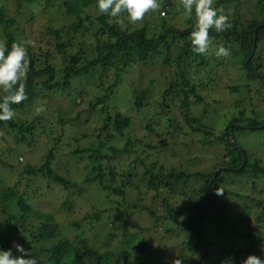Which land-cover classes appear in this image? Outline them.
Here are the masks:
<instances>
[{
	"label": "trees",
	"instance_id": "trees-1",
	"mask_svg": "<svg viewBox=\"0 0 264 264\" xmlns=\"http://www.w3.org/2000/svg\"><path fill=\"white\" fill-rule=\"evenodd\" d=\"M38 1L15 0L16 12L13 16H9L6 13V2L0 0V36L4 37L9 50L12 43L19 40L16 33L24 34V30H27L38 17L34 12L25 10L29 5ZM53 1L47 0V3L51 4ZM62 6L65 14L72 19V23L68 28L66 26L61 29L49 28L57 42H55L56 56L48 52L37 55L28 47L30 70L26 81L27 99L11 106L16 113L12 120L0 121V130L14 136V140L19 144L17 150L0 151L1 157L9 159L8 162L0 161V209L2 213L0 249L11 248L10 243L13 236L20 235L23 244L31 250L38 264H116L121 260L130 261L132 264H172L166 260V250L153 246L147 239L140 240L135 252H131V247L136 241L133 235L126 241V248L123 247L118 252H101L90 246L87 236L90 232L85 231L86 227L83 222L90 219L101 221L102 212L86 216L83 213L77 214L76 200L83 198L81 196L85 194V189L66 179L58 170L56 165L59 139L55 140L56 145L53 149L44 153L40 158L42 162L38 160L40 164H34L33 159L28 158L27 152L21 151L36 149L34 135H37V130L42 126L47 129L45 125L48 122L47 118L40 116L30 121L17 120L22 114L36 113L38 111L35 106L36 102L41 99L47 98L50 103L53 98H73L78 92L73 87L74 82L95 76L98 70H100L98 76L101 79L108 72L115 71L116 80L107 89L113 95L114 88L120 87L119 84L126 76L124 74L130 68L133 69L143 64L142 69H151L150 62L157 55L162 54L163 56L165 49L163 65L171 67L176 75L170 78L168 86L161 95L163 102L160 103L164 104L168 110L177 111L175 112L177 115L175 121L173 118L166 120L168 133L162 134L166 138L162 140L160 146L148 142L145 148L141 145L140 139L126 136V131L131 127V119L124 116L121 111L113 115L110 112L112 108L108 105L107 96L99 100L98 104H102L101 107L90 103L94 110L98 111L100 107L102 113L106 112V117L103 119L104 125L98 138L101 141L103 134L106 133L107 141L124 142L122 149L114 144L109 150L117 154L124 152L133 157L134 162L129 164L127 170V173L131 174L134 173L136 164H146L145 159L148 161L155 156L163 157L164 151L171 159L177 160L174 155L176 152L171 151L172 142L177 136L182 141L186 137H193L192 144L202 148L197 152L196 159L205 171L188 173L171 168L165 177L173 179L177 185H188L190 179H199L203 183L196 192L202 196V200L194 203L189 199L182 204L177 216V214L174 215L172 203L164 198L162 201L163 214L156 217L159 226L157 229H162L167 222H172L174 225L176 222L177 228H168L166 233L177 236L187 235V239L183 240L181 246H178L186 248L187 252L181 250L178 255L174 253L175 259H183V264H208V262L209 264H235L230 261L233 256L239 259L244 257L239 252H233L238 243L236 241L235 244V237L249 241L257 240L259 237L251 233L255 232L253 229H256L255 223H252L251 205L246 206L244 202V206H235V201L231 199L234 196L245 200L246 196L234 191L225 192L221 187L227 186L229 181L227 176L247 180V178L260 179V176L264 174L258 159L239 144L237 137L240 134L264 131V113L255 106L252 107L254 104L253 91L256 95L264 92V0H214V7L223 6L227 14L230 13L228 10L233 9V13L229 15L232 25L230 29L219 33L215 29L210 30L212 38L210 48H214L212 61L208 56L209 50L206 54L192 51L191 32L196 24L194 12L191 17L182 18L179 17L178 12L165 7L151 14L152 17L146 20L143 27L134 29L127 22V13H122L117 18L106 14L99 16L86 14L90 8L98 7V0H62ZM241 6H249L251 9L252 17L248 21H242L240 17ZM84 14L86 15L83 16ZM118 20L122 23H118ZM20 23L26 25L24 29ZM221 45L232 49L234 57L232 64L239 69V79H244L246 82L230 86L228 89L232 95H237V98L234 111H229L224 115L223 125L225 124V127L222 128L224 131H218L214 126L204 123L202 118L194 116V111L205 103V98L200 95V85L193 84L190 79V76L193 78L197 76V73L193 71L195 67L203 68L208 72L207 68L210 64L218 61L215 53ZM174 51L176 56L172 55ZM151 83L155 85L156 80H151ZM3 95V90L0 89V99ZM148 95L149 90L139 92L133 99L132 108L139 112L146 108L145 102ZM245 102H249L251 107H245ZM208 115L210 112L204 110L203 117ZM155 120L159 123L156 118ZM63 123L65 121H62ZM184 124L188 126V131ZM145 129L151 133L156 132L152 122H149ZM44 132L40 130V135ZM26 145L27 148H24ZM102 149H106L103 140L98 149L90 150L92 154L89 159L95 167L93 175L84 182V187L89 189V187L97 186L106 195L108 204L124 205L127 190H132V182L127 181L123 175H118L111 168L109 173L106 172V162L112 164L115 158L103 155ZM201 151H206L205 155H202ZM80 152L81 150H78L74 154L77 155ZM164 168L163 165L158 167L157 162L146 167L147 175L150 176L149 186L157 191H160L158 187L165 178L161 172ZM1 169L4 171L9 169L19 178L26 180L27 189L20 192L17 189L19 182L15 186L7 185L3 174L9 175V173L3 172L2 174ZM51 184L60 185L68 192L69 196L66 201L60 202L56 199L58 197L56 193H54L56 197L52 193H46L50 190ZM166 187L173 190L174 184H166ZM217 189H221L223 194L217 195ZM74 192H77L76 196ZM70 193L74 198L72 200ZM181 193L186 196L184 190ZM224 195H230L229 202L222 199ZM41 197L48 198L46 201L49 203L50 199L56 200L55 204L60 211L65 213V218L75 219L70 228L72 233H77L75 240H71L68 236L69 230L64 233L65 225L56 224L55 221H50V218L49 222H45L41 216L33 213L31 201ZM256 203L262 205L259 202ZM129 207L139 213L142 212L140 206ZM122 211H124L123 230L126 239L129 223L136 214L128 209ZM150 211L149 214L155 217L153 210ZM246 220L248 221L247 227ZM256 221L259 220L256 219ZM257 235L260 236V234ZM178 247L175 248L178 249ZM222 247L225 249L222 250ZM167 250L175 249L171 246ZM196 252H199V258L193 257V253ZM261 258L264 259V256Z\"/></svg>",
	"mask_w": 264,
	"mask_h": 264
},
{
	"label": "rangeland",
	"instance_id": "rangeland-1",
	"mask_svg": "<svg viewBox=\"0 0 264 264\" xmlns=\"http://www.w3.org/2000/svg\"><path fill=\"white\" fill-rule=\"evenodd\" d=\"M3 1L6 2V13L9 16H13L16 12L15 0ZM158 3L160 4V8L147 13L142 21L133 24L127 17V22H129L134 29L141 28L144 26L146 20H149L152 17L150 16L151 14L159 12L165 7L178 12L179 17L184 18L186 16L184 10L181 9L183 8L181 0H158ZM25 10L34 12L38 17L29 25L27 30H24V34L17 32L16 37L19 38V40L29 37V39L34 42L32 46H29L34 54L42 55L48 52L53 54V56H56L55 46L57 42L51 35L49 28L55 27L61 29L64 26L68 28L72 23V19L65 14L62 0H54L51 4H48L47 0H39L38 2L29 5ZM228 12L233 13V9L228 10ZM230 13L229 15H231ZM86 14L99 16L102 13L99 12L98 7H92ZM240 17L242 21H248L252 17V12L249 6H241ZM20 25L23 29L26 26L23 23H20ZM3 38V36H0V40L4 41ZM213 50L214 48H209L208 56L211 61L214 52ZM165 55L166 50L164 49L163 56L162 54L160 56H155L150 62V65L152 66L151 69H142L141 67L144 66L143 64H141L142 66L133 69L130 68L128 72L124 74V76H126L119 84L120 87L114 88L113 95L110 94L107 89H109L116 80L115 71L108 72L105 74V77L101 79L98 76V72L100 71L98 70L95 72V76L86 77L85 79L74 82L73 87L77 89L78 92L73 98H53L50 103L47 98L41 99L36 102L35 106L38 109L36 113L22 114L17 118V120L25 121H30L33 118L40 116H45L44 118H47L48 122L45 123L47 129H44V126H42L37 130V135H34L36 149L32 151L30 149V151L24 149L21 151L27 152L28 158L33 159L32 162H35L34 164H40L42 162L40 158L44 153L46 154L53 149L54 145H56L55 140L59 139V143L57 144L58 163L56 165L58 170L66 179L85 189V194L81 196L83 198H78V200H76L78 205L77 214L83 213L86 216L87 214L96 215L98 212H102L101 221L86 219L87 221L84 220L83 222L84 227H86L85 231L90 232V234L87 235L90 246L101 252L121 251L123 247L126 248V241L131 235L136 239L131 247V252H135L137 243L142 239H147L149 243L155 247L158 246L162 249L164 248V250H166V260L169 262H172L181 250L187 252L186 248L178 247L181 246L183 240L187 239L186 234L177 236L166 233L168 228H177V226H175L177 223L174 222V225L172 222H164L165 226L162 227V229H157L159 226L157 225L156 217L163 214L162 201L164 198L172 203L171 206L173 212H175L174 215L177 214V216L181 210L182 204L186 203L189 199L194 203L195 201L202 200V196L196 192L203 183L199 179H190L188 185H177L173 179L168 178V176L165 177L166 174L171 171V168H176L177 170H182L188 173L205 171L200 167V164H198L196 159L197 152L202 148H199V145L192 144L191 139L193 140V137H186L182 141L178 138L179 136H177L172 142L171 145L173 148H171V151L172 153L176 152L174 155L177 157V160L171 159V157L164 151L163 157L155 156L148 161L145 159L147 161H145L146 164H136L134 173L130 174L127 173V170L129 164L134 162L133 157L124 152L117 154L109 150L111 145L113 146L114 144L117 148L122 149L124 142L120 141V143H115V140L109 142L107 141V134L104 133L102 140L104 141V145H106V149H102V154L110 155L115 158V161L112 162V164L106 162V172L109 173L111 168L115 170L118 175H123L127 181L132 182V190H127L126 203H124V205H111L108 204L106 195L99 189V187L95 186L93 188L92 186L89 187V189L84 187V182H86L88 177L93 175V168L95 167L89 159V156L92 154L90 150L98 149L102 144V140L100 141L98 135L103 128V119L106 117V112L102 113L100 111V107L102 106V104H98L100 99H104V97L106 98L107 96L108 105L112 108L110 112L113 115L115 112L121 111L124 116H128L131 119V127L126 131V136L140 139L141 145H144L145 148L147 147L146 143L148 142L160 146L162 140L166 138V136H162V134L165 135V133H168L166 120L168 118H173V121H175L177 111H175V113L170 109L168 110L164 104L160 103L163 102L161 95L168 86L170 78H173V75H176L171 67L163 65ZM172 55L176 56V52L174 51ZM233 59V51L230 49V55L227 57H218V61H213L207 68L208 72L203 68L199 69L195 67L193 71L197 73V76L195 78L190 76L193 84L200 85V95L205 98V103L196 108L194 116L202 118L204 123L214 126L218 131H221L222 128L225 127V124L223 125L225 113H228L229 111L231 112L232 110L234 111L235 109L234 105L237 95H232L228 90L229 87L246 83L244 79H239V69H236L232 64ZM151 80H156V84L153 85ZM142 90H149V95L145 102L146 108L139 112L132 108V105L134 103L133 99ZM252 99L254 101V104H251L252 107L255 106L264 113V92L256 95L255 91H253ZM91 102L100 106L98 111H96L97 109L94 110L92 108L90 105ZM244 106L247 108L251 107L249 102H245ZM204 110H208L210 115L203 117ZM155 118L159 123L156 122ZM62 121H65V123L62 124ZM149 122L153 123L156 130L155 133H151L145 129ZM184 126L188 131V126L186 124H184ZM40 130L45 131L44 134L40 135ZM222 131H224V129ZM237 137L239 144L250 151L254 158L258 159L261 164L260 168L264 170V131L254 132L252 134H240ZM18 148L19 144L14 140V136L0 130V151H10V149L17 150ZM24 148H27V145L24 146ZM78 150H81V152L75 155L74 153ZM21 151L20 153H22ZM202 152V155H205L206 151H201L200 153ZM1 160L9 161L8 158L0 156V161ZM11 162L13 161L11 160ZM156 162L158 167L159 165L165 167L164 170L161 171L165 178L158 187L160 191L149 186L148 180L150 179V176L147 175L146 172V167H150L152 163L156 164ZM7 170L8 171H4L1 169L2 174L3 172L9 173V175L3 174L5 177V183L7 185L15 186L16 183L19 182L20 185L17 189H19L20 192H24L27 189V181L19 178L18 175L16 176V173L13 174L9 169ZM227 177L229 180L227 186L221 187V189L225 192L234 191L236 193H243L246 196L247 199L245 200L234 196L231 199L235 201V206H242L244 202H246V206L251 205L253 216L252 223H255L256 225V229H253L255 232L251 233L259 237L257 240L250 241L235 237V244L236 241H238V243L233 252H239L244 257L239 259L236 256H233L230 261L231 263L241 264L243 258L246 259L250 254H255L260 257L264 256V252L261 251V246L264 245V174L260 176V179L247 178L246 180V178ZM166 184H174V189H167ZM95 188H97V190ZM183 190L186 196L182 195L181 192ZM46 193H52L54 197H56L54 193L58 194L56 199L60 202L66 201L69 196L67 195L68 192L64 190L62 186H58L57 184H51L50 190H47ZM74 194L76 196L77 192H74ZM70 197L71 200L74 199L71 193ZM46 199L48 198L41 197L35 201H31L33 213H37L36 216H41L45 222H49L50 218V221H55L56 224L61 223L65 225L63 227L64 233L66 230H69L68 236L71 240H75L77 233H72V230H70L72 227L71 223L74 222L75 219L72 217L65 218V213L60 211L56 206V200L49 198V203ZM222 199L229 202L230 195H224L222 196ZM256 202H259L262 205H258ZM127 204L129 206H140L142 212H137V210L132 209L127 206ZM125 209H128V211L131 210L136 214L135 217H132L129 223V232L126 239L124 238L123 230L125 222L123 217L124 211H122ZM150 210H153L155 217H152L149 214L151 213ZM1 215L2 213L0 209V219H2ZM256 219L259 220L260 223H258L259 221L257 222ZM160 222H162V220ZM245 225L246 227L248 226L247 220ZM258 225H260V227ZM257 234H260V236ZM13 242L19 243L27 249V246L23 244L20 235L13 236L10 243L11 248ZM171 246L175 250H167ZM175 247H178V249ZM222 248V250L225 249L224 247ZM13 252L14 255H19L14 248ZM174 253H176V255ZM193 257L199 258V252L193 253ZM116 264L132 263L130 261L121 260Z\"/></svg>",
	"mask_w": 264,
	"mask_h": 264
},
{
	"label": "clouds",
	"instance_id": "clouds-1",
	"mask_svg": "<svg viewBox=\"0 0 264 264\" xmlns=\"http://www.w3.org/2000/svg\"><path fill=\"white\" fill-rule=\"evenodd\" d=\"M181 4L186 16L191 17L194 12L196 17V24L191 32L192 51L206 54L212 44L210 30L215 29L219 33L230 29V16L223 6L214 7V0H181ZM159 8L158 0H98L100 13L113 18L127 13L133 24L142 21L147 13ZM117 22L122 23L119 20ZM33 43L30 39L22 38L13 42L9 50L6 41L0 40V89L4 93L0 99V121L12 120L16 113L11 106L27 99L26 81L30 70L28 47ZM215 54L217 57H227L230 49L221 45ZM222 194L223 191L217 189V195ZM13 248L19 255H14ZM261 251L264 252V245L261 246ZM0 264H38V261L31 250L13 242L12 248L0 249ZM172 264H183V259H174ZM241 264H264V259L250 254Z\"/></svg>",
	"mask_w": 264,
	"mask_h": 264
},
{
	"label": "built area",
	"instance_id": "built-area-1",
	"mask_svg": "<svg viewBox=\"0 0 264 264\" xmlns=\"http://www.w3.org/2000/svg\"><path fill=\"white\" fill-rule=\"evenodd\" d=\"M252 226H254V225H252Z\"/></svg>",
	"mask_w": 264,
	"mask_h": 264
},
{
	"label": "water",
	"instance_id": "water-1",
	"mask_svg": "<svg viewBox=\"0 0 264 264\" xmlns=\"http://www.w3.org/2000/svg\"><path fill=\"white\" fill-rule=\"evenodd\" d=\"M233 137V136H232Z\"/></svg>",
	"mask_w": 264,
	"mask_h": 264
}]
</instances>
